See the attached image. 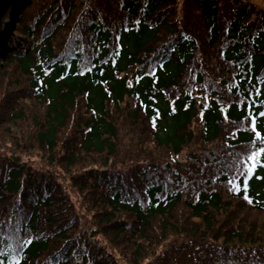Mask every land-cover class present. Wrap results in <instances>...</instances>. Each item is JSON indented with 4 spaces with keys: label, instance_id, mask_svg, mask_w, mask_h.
Instances as JSON below:
<instances>
[{
    "label": "trees",
    "instance_id": "16d2710c",
    "mask_svg": "<svg viewBox=\"0 0 264 264\" xmlns=\"http://www.w3.org/2000/svg\"><path fill=\"white\" fill-rule=\"evenodd\" d=\"M182 1L25 7L0 73L24 127L0 149V264H264V163L236 179L264 147V7Z\"/></svg>",
    "mask_w": 264,
    "mask_h": 264
},
{
    "label": "rangeland",
    "instance_id": "374dc122",
    "mask_svg": "<svg viewBox=\"0 0 264 264\" xmlns=\"http://www.w3.org/2000/svg\"><path fill=\"white\" fill-rule=\"evenodd\" d=\"M247 1L251 2V3H253L259 7H264V0H247ZM181 2H183V1L180 0V3ZM30 4H31V1H30ZM17 24L15 25L11 34L9 35V40L12 37V35L14 34V31L17 27ZM2 70H3L2 65H0V73L3 72ZM8 78L10 79V81L13 80L12 75H8ZM3 86H4V89H2V92H4L5 88H6L5 80L3 81ZM2 92L0 89V110L2 111L0 114V149H2V150H13L14 146H17L18 142H20V140H22V139L24 140V137H21V136L19 137L16 134L18 131H20V129L22 131L24 129V127H23V123L20 124L19 127L16 125H13L12 122L9 121L10 120L9 116H2V113L4 111H6V113L11 112L15 102L17 101V100L15 102L13 101L14 103L12 102L11 105L7 106L8 102L6 101L5 96H2ZM27 103H31V102L29 101ZM36 112L38 113L39 119L43 117V111L41 109H37ZM2 118H6V120L4 119L1 121ZM62 151H64V149ZM15 155H17V154H15ZM24 158H25L24 160L30 159V160L34 161L35 163H37L41 160V158H46V156L44 154H41V153H38L35 151H31V152H26ZM77 160H79V159H77Z\"/></svg>",
    "mask_w": 264,
    "mask_h": 264
},
{
    "label": "water",
    "instance_id": "95a60500",
    "mask_svg": "<svg viewBox=\"0 0 264 264\" xmlns=\"http://www.w3.org/2000/svg\"><path fill=\"white\" fill-rule=\"evenodd\" d=\"M31 0H0V65L9 51L8 38L14 29L20 14Z\"/></svg>",
    "mask_w": 264,
    "mask_h": 264
},
{
    "label": "snow or ice",
    "instance_id": "6c2138e0",
    "mask_svg": "<svg viewBox=\"0 0 264 264\" xmlns=\"http://www.w3.org/2000/svg\"><path fill=\"white\" fill-rule=\"evenodd\" d=\"M260 116H264V112L259 113ZM257 127V122L256 118L253 117L252 119V130L255 131ZM256 139L261 140L264 139L261 137V133L259 131H256ZM261 154H264V147L260 148L258 151H254L251 155L246 156V157H241L239 159L238 167L242 169L240 171L239 175L236 177V179H239L240 176L245 177V182H244V188H247V175L250 174L256 167L257 164L264 163V161L260 160ZM229 183H232L231 181ZM236 191H240V185H235L234 186ZM245 199H248L247 196H245ZM17 264L19 262L17 261Z\"/></svg>",
    "mask_w": 264,
    "mask_h": 264
}]
</instances>
